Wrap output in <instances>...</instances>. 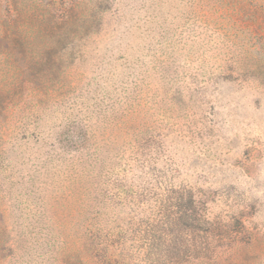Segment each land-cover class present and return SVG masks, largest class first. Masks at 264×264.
Here are the masks:
<instances>
[{"label": "rangeland", "instance_id": "rangeland-1", "mask_svg": "<svg viewBox=\"0 0 264 264\" xmlns=\"http://www.w3.org/2000/svg\"><path fill=\"white\" fill-rule=\"evenodd\" d=\"M122 259L264 264V0H0V264Z\"/></svg>", "mask_w": 264, "mask_h": 264}, {"label": "trees", "instance_id": "trees-1", "mask_svg": "<svg viewBox=\"0 0 264 264\" xmlns=\"http://www.w3.org/2000/svg\"><path fill=\"white\" fill-rule=\"evenodd\" d=\"M50 5H51V3L46 4V6L48 7L47 11H49ZM70 22L71 23L73 22L71 13L69 15L65 16V20H64L65 24L70 23ZM25 24H26V22H25ZM67 36H70V35H67ZM49 38H52V37H49ZM54 43H55V41H52V43H50L49 46H51ZM192 211H193V213H192ZM192 211H190V217H191V220L193 221V223L196 224L195 222L198 221V218H197L198 215L196 214L195 206H193ZM193 226H195V225H193ZM194 232H195V229H194ZM193 237H195V236H193ZM200 239H202V238H200V237H198L197 239L192 238V240H190L189 243L183 244L184 247L188 246V249H189L188 254L190 257L195 256L197 254H205L204 256H209L207 254L211 253V251H210L211 250L210 249L211 244H209V243H212V241L211 240L207 241L208 239H206V238H203V240H200ZM199 250L202 253H198V252H200ZM212 256H214V255H210L208 258H211ZM116 264H126V263H125L124 259H122L121 261H117Z\"/></svg>", "mask_w": 264, "mask_h": 264}]
</instances>
